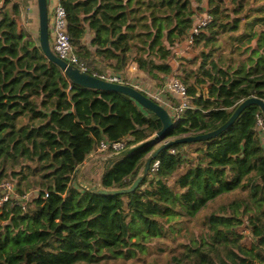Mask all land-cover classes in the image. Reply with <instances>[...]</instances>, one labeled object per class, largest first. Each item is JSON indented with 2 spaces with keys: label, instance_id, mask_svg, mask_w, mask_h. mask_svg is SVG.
Here are the masks:
<instances>
[{
  "label": "trees",
  "instance_id": "trees-1",
  "mask_svg": "<svg viewBox=\"0 0 264 264\" xmlns=\"http://www.w3.org/2000/svg\"><path fill=\"white\" fill-rule=\"evenodd\" d=\"M202 1L61 3L71 42L90 73L101 66L123 72L136 63L159 85L173 73L176 44L196 12L213 14L196 38L199 54L180 58L192 106L176 121L175 138L215 130L243 100L264 99V0H207L204 10ZM20 12V3L0 0V183L15 182L21 195L39 194L26 209L13 201L0 210V264H126L153 249L167 264H264L260 107L248 106L216 137L163 150L159 171L132 193L76 187L101 140L127 139L128 147L150 138L162 122L121 92L72 82L44 55L38 35L19 30ZM220 36L226 49L217 44ZM187 146L193 149L184 152ZM155 148L106 168L97 162L96 183L130 186Z\"/></svg>",
  "mask_w": 264,
  "mask_h": 264
},
{
  "label": "built area",
  "instance_id": "built-area-1",
  "mask_svg": "<svg viewBox=\"0 0 264 264\" xmlns=\"http://www.w3.org/2000/svg\"><path fill=\"white\" fill-rule=\"evenodd\" d=\"M15 3H20L22 0H12ZM50 5V2H49ZM214 16L208 10L197 11L194 15V23L188 30L187 36L182 42L176 44L175 57L182 58L188 54L194 47L197 36H199L208 26L212 24ZM49 29L53 36L52 49L63 60L70 64L78 66L82 71L89 72V65L81 59L77 53L76 47L71 42V36L68 31L67 12L61 0H51V8L49 6ZM52 39V38H51ZM176 66L171 75L165 76L163 83L157 88L151 90L150 85L147 88L146 83L134 85L132 83L133 72L138 71L137 64L131 65L129 71L126 72H101L97 71L94 74L104 80L129 84L139 89L146 95L153 98L155 101L166 107L174 121H178L181 116L192 106V98L188 92V87L180 77L179 67L181 62L176 60ZM256 128L264 146V115L258 114L256 117ZM127 147V139L123 141L109 142L105 139L101 140L97 146L96 152H120ZM175 153L176 150H172ZM85 164V163H84ZM161 166L160 159H154L151 164L149 173L155 175ZM74 186L81 187V183L77 178L74 180ZM83 187V186H82ZM39 194L38 189L31 190L25 194H20L17 190L16 183L9 180H4L0 183V210H3L10 202L16 201L23 209H26L30 201ZM45 197L49 196V192H45Z\"/></svg>",
  "mask_w": 264,
  "mask_h": 264
},
{
  "label": "water",
  "instance_id": "water-1",
  "mask_svg": "<svg viewBox=\"0 0 264 264\" xmlns=\"http://www.w3.org/2000/svg\"><path fill=\"white\" fill-rule=\"evenodd\" d=\"M38 6V16H39V41L40 47L44 55L54 63L58 64L67 77L74 82L75 84L104 90V91H117L121 92L133 100H135L140 106L144 109L154 113L158 119L162 122V128L156 131L153 136L150 138L141 141L137 144H133L131 146L126 147L120 152L110 153L106 155L100 156V161H103L104 168L107 167L108 164L117 161L120 158L128 156L133 152L148 146L155 145L156 148L149 154L147 157L142 173L135 179V181L126 188H118V189H107L104 188L100 182L96 183L93 180L91 182H86L84 180V168L80 170L79 173V182L81 185L91 191L102 195H116V194H128L132 193L139 188L143 180L147 177L149 170L151 168V164L154 159H156L163 150H166L177 144H188L198 141H206L213 137L218 136L224 130L229 128L232 124L235 123L237 118L243 113V111L250 105H258L261 109L262 114L264 115V99L252 96L245 100H243L240 105L233 112L231 117L220 127L215 130H212L207 133L197 134V135H185L181 137L171 138V134L176 127V122L174 118L170 114L169 110L155 101L150 96L146 95L139 89L131 86L129 84L122 83H114L107 80H104L95 74H92L87 71H82L78 66L74 64H70L67 61L60 58L52 49L51 41H50V29H49V4L48 0H37ZM101 72H107L108 70L101 66ZM88 164L85 163L84 166Z\"/></svg>",
  "mask_w": 264,
  "mask_h": 264
},
{
  "label": "rangeland",
  "instance_id": "rangeland-1",
  "mask_svg": "<svg viewBox=\"0 0 264 264\" xmlns=\"http://www.w3.org/2000/svg\"><path fill=\"white\" fill-rule=\"evenodd\" d=\"M50 2V8H51V0H49ZM48 2V4H49ZM202 4L204 3V0L201 2ZM20 6H21V12L17 18L18 21V27L19 30L21 31H25L27 33H29L30 35H32L35 37L38 35L39 36V14H38V6L36 3V0H22L20 2ZM247 13L243 14L242 17L246 18ZM52 38V39H51ZM50 41H51V45L53 43V36H51V32H50ZM218 45L222 44L224 49H226V41L224 39V37L220 36L219 37V42L217 43ZM201 48V45H199L198 47H193L190 52V54H188L187 58H193L195 55L199 54V50ZM187 54H185L183 57H186ZM180 60L179 58L175 57V61ZM184 62H186V60H183ZM182 61V62H183ZM183 62V63H184ZM153 136V135H152ZM174 138V137H170ZM191 149H193L191 146H187L184 150V152H190ZM94 165V166H92ZM84 168V172L86 173L85 177L87 180L90 179V175L92 173H94V181H98V177L100 175V173L102 172V168L100 165H95L94 163L88 164L87 166H84V164L82 165L81 169ZM185 171V169H182L180 172ZM79 177V176H78ZM79 179V178H78ZM175 179V178H174ZM174 179L170 181V183L172 184L174 182ZM247 244H250V241L247 239L246 240ZM143 259H132L127 261L126 264H167V259L165 257V255L157 250V249H153L150 252H147L145 254L142 255Z\"/></svg>",
  "mask_w": 264,
  "mask_h": 264
},
{
  "label": "crops",
  "instance_id": "crops-1",
  "mask_svg": "<svg viewBox=\"0 0 264 264\" xmlns=\"http://www.w3.org/2000/svg\"><path fill=\"white\" fill-rule=\"evenodd\" d=\"M200 5V7L204 10V8L208 5L207 4V0H204V3L203 4H199ZM206 10V9H205ZM89 40L90 39H87V41L89 42ZM191 53V52H190ZM190 53H188V54H190ZM188 54H187V56L186 57H188ZM183 58H185V57H183ZM180 59V58H179ZM180 60H182V59H180ZM179 61V60H178ZM181 62V61H180ZM175 63H176V61H175ZM134 64V63H133ZM132 65V64H131ZM131 65L129 66V68L126 70V71H129V69H130V67H131ZM176 65V64H175ZM105 67V66H104ZM106 68V67H105ZM108 71H112V70H109V68L107 67L106 68ZM126 71H124V72H126ZM131 76H132V83L134 84V85H139V84H141V83H146L147 84V88L146 89H148V90H153V88L154 89H157L160 85L158 84V81L156 80V79H153L152 77H149L148 75H146V74H144L142 71H136V72H133L132 74H131ZM148 85H150V89H149V87H148ZM100 154H97L95 151L94 152H92L89 156H88V159H87V161H86V163L87 164H91V163H94V164H96L97 162H100ZM94 178H95V176H94V173H92L91 175H90V179L88 180L89 182H91L92 180L94 181ZM99 178L100 177H98V179L97 180H99ZM94 182H97V181H94Z\"/></svg>",
  "mask_w": 264,
  "mask_h": 264
}]
</instances>
